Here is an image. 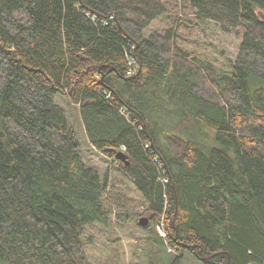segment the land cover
<instances>
[{"label":"trees","instance_id":"1","mask_svg":"<svg viewBox=\"0 0 264 264\" xmlns=\"http://www.w3.org/2000/svg\"><path fill=\"white\" fill-rule=\"evenodd\" d=\"M207 21L242 34L235 58ZM83 134L171 247L264 264V0H0V264H97L109 176Z\"/></svg>","mask_w":264,"mask_h":264},{"label":"rangeland","instance_id":"2","mask_svg":"<svg viewBox=\"0 0 264 264\" xmlns=\"http://www.w3.org/2000/svg\"><path fill=\"white\" fill-rule=\"evenodd\" d=\"M180 10H178L179 13ZM168 19H158L151 30L165 28ZM194 33L202 39L211 41L217 47L235 58L238 55L242 34L224 31L215 22L196 24ZM131 62L133 58H130ZM75 113L77 109H74ZM85 139L82 150L85 161L97 167L101 173L108 172L109 185L105 194V206L109 211L111 225H94L88 231L92 241L87 246L91 261L97 264H174L181 255L179 264H204L199 257L189 252L182 253L177 247H171L164 222L152 224L148 211V202L136 185L125 178L115 167L111 158H106L94 149ZM149 219L142 226L139 219Z\"/></svg>","mask_w":264,"mask_h":264},{"label":"water","instance_id":"3","mask_svg":"<svg viewBox=\"0 0 264 264\" xmlns=\"http://www.w3.org/2000/svg\"><path fill=\"white\" fill-rule=\"evenodd\" d=\"M139 72H140V69H138V71L135 73V74H133V75H131L130 77H128V78H134L135 76H137L138 74H139ZM118 159H120V160H123V161H126V155H125V153L124 152H119L118 154H117V156H116ZM127 163H129L128 161H126ZM139 222H140V224L142 225V226H147L148 224H149V219L147 218V217H145V216H142L140 219H139Z\"/></svg>","mask_w":264,"mask_h":264},{"label":"built area","instance_id":"4","mask_svg":"<svg viewBox=\"0 0 264 264\" xmlns=\"http://www.w3.org/2000/svg\"><path fill=\"white\" fill-rule=\"evenodd\" d=\"M132 67L129 69L128 74L131 75L132 73L135 72L136 69V62L133 60L131 63Z\"/></svg>","mask_w":264,"mask_h":264},{"label":"bare ground","instance_id":"5","mask_svg":"<svg viewBox=\"0 0 264 264\" xmlns=\"http://www.w3.org/2000/svg\"><path fill=\"white\" fill-rule=\"evenodd\" d=\"M119 152H121V151H119ZM119 152H118V153H119Z\"/></svg>","mask_w":264,"mask_h":264}]
</instances>
